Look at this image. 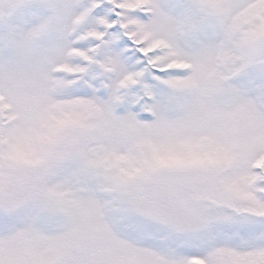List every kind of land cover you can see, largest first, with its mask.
<instances>
[{"label": "snow or ice", "instance_id": "snow-or-ice-1", "mask_svg": "<svg viewBox=\"0 0 264 264\" xmlns=\"http://www.w3.org/2000/svg\"><path fill=\"white\" fill-rule=\"evenodd\" d=\"M0 264H264V0H0Z\"/></svg>", "mask_w": 264, "mask_h": 264}]
</instances>
